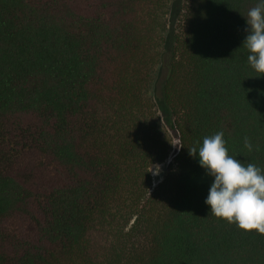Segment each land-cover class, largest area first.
Segmentation results:
<instances>
[{"label":"trees","instance_id":"obj_1","mask_svg":"<svg viewBox=\"0 0 264 264\" xmlns=\"http://www.w3.org/2000/svg\"><path fill=\"white\" fill-rule=\"evenodd\" d=\"M186 1L177 34L170 0H0V264H264V233L210 213L189 153L222 130L264 168L257 0ZM166 124L181 147L153 186Z\"/></svg>","mask_w":264,"mask_h":264},{"label":"clouds","instance_id":"obj_2","mask_svg":"<svg viewBox=\"0 0 264 264\" xmlns=\"http://www.w3.org/2000/svg\"><path fill=\"white\" fill-rule=\"evenodd\" d=\"M243 16L247 61L255 71L264 73V0H257ZM243 144L249 152L254 150L249 137L243 138ZM226 145L221 130L205 136L198 147L188 148L190 155L198 154L199 164L212 177L205 204L218 218L234 222L245 230L264 233V168L230 155ZM159 172L157 165L154 174Z\"/></svg>","mask_w":264,"mask_h":264},{"label":"rangeland","instance_id":"obj_3","mask_svg":"<svg viewBox=\"0 0 264 264\" xmlns=\"http://www.w3.org/2000/svg\"><path fill=\"white\" fill-rule=\"evenodd\" d=\"M170 13L168 14V28L171 30L174 28L177 34H183L186 29V15L184 7L187 5L186 0H170ZM178 11V12H177ZM173 12H177L174 14ZM169 139H170V150L168 157L160 162H156L151 165V172L153 176V186L158 185L168 174L175 171L176 167V155L178 154L181 147V138L178 129L174 125L166 124ZM160 166L159 174H154L156 166Z\"/></svg>","mask_w":264,"mask_h":264}]
</instances>
